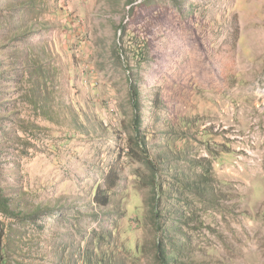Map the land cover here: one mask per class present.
I'll use <instances>...</instances> for the list:
<instances>
[{
	"label": "rangeland",
	"instance_id": "rangeland-1",
	"mask_svg": "<svg viewBox=\"0 0 264 264\" xmlns=\"http://www.w3.org/2000/svg\"><path fill=\"white\" fill-rule=\"evenodd\" d=\"M0 196V264H264V0H0Z\"/></svg>",
	"mask_w": 264,
	"mask_h": 264
},
{
	"label": "trees",
	"instance_id": "trees-1",
	"mask_svg": "<svg viewBox=\"0 0 264 264\" xmlns=\"http://www.w3.org/2000/svg\"><path fill=\"white\" fill-rule=\"evenodd\" d=\"M97 204L99 206H106L108 203L107 198L99 194L96 195ZM10 211L9 201H5L4 197L0 196V212L8 213ZM157 257L160 264H172L175 262V256L172 254V249L167 251L162 242L157 243Z\"/></svg>",
	"mask_w": 264,
	"mask_h": 264
}]
</instances>
